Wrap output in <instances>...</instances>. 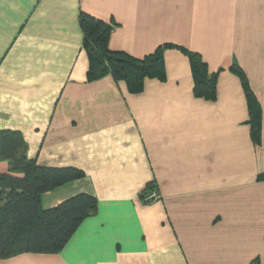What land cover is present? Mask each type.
Here are the masks:
<instances>
[{
    "label": "crops",
    "instance_id": "1",
    "mask_svg": "<svg viewBox=\"0 0 264 264\" xmlns=\"http://www.w3.org/2000/svg\"><path fill=\"white\" fill-rule=\"evenodd\" d=\"M82 14L112 26L114 52L199 53L220 73L217 101L195 97L178 49L140 94L89 81ZM234 62L263 110L260 145ZM3 130L39 165L84 171L44 194L46 210L80 194L98 210L60 253L0 264H264V0H0ZM151 183L160 199L144 200Z\"/></svg>",
    "mask_w": 264,
    "mask_h": 264
},
{
    "label": "trees",
    "instance_id": "2",
    "mask_svg": "<svg viewBox=\"0 0 264 264\" xmlns=\"http://www.w3.org/2000/svg\"><path fill=\"white\" fill-rule=\"evenodd\" d=\"M81 27L85 34V49L90 56L89 81L112 76L125 82L132 94L144 91L148 79L167 80L165 52L178 49L190 62L196 98L209 102L218 99V73H211L199 53L184 47L166 44L144 59L124 52H114L109 42L112 26L82 14ZM230 72L239 78L247 101L251 139L262 142L263 110L246 72L234 62ZM27 144L20 131L0 132V162L8 170H0V260L25 253L58 254L67 246L81 224L96 214V198L80 194L59 206L46 210L43 196L73 181L85 178L76 168H49L27 157ZM155 189L151 183L142 194L144 200ZM252 264H260L259 260Z\"/></svg>",
    "mask_w": 264,
    "mask_h": 264
},
{
    "label": "built area",
    "instance_id": "3",
    "mask_svg": "<svg viewBox=\"0 0 264 264\" xmlns=\"http://www.w3.org/2000/svg\"><path fill=\"white\" fill-rule=\"evenodd\" d=\"M156 199H160V195L154 192L147 197V200H156Z\"/></svg>",
    "mask_w": 264,
    "mask_h": 264
}]
</instances>
